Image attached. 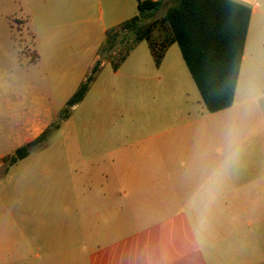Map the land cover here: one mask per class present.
Segmentation results:
<instances>
[{
  "label": "rangeland",
  "instance_id": "rangeland-1",
  "mask_svg": "<svg viewBox=\"0 0 264 264\" xmlns=\"http://www.w3.org/2000/svg\"><path fill=\"white\" fill-rule=\"evenodd\" d=\"M171 4L146 13L143 23L163 18ZM29 19L25 0H0V264H20L14 244L25 245L23 238L35 234H44L50 245L29 247L31 263L52 264L57 257L65 263H87L92 249L120 241L135 248L144 243L139 238L144 230L178 210L143 205L183 199L207 177L213 178L209 184H216L218 176L202 175L201 170H215L222 163L219 151L263 150L264 143L252 141L264 137V78L256 79L247 70L233 108L210 114L204 107L207 117L202 121L167 132L196 119V101L204 102L191 77L192 101H183L182 92L175 91L184 81L168 74L189 72L178 46L157 67L148 42L133 46L129 34L110 53L100 52V63L119 62L133 46L120 70L115 74L111 63L101 72L99 67L84 101L60 130L53 129L89 76L93 38L83 47V27L65 29L77 44L74 57H80L70 63L61 59L67 54L59 53L64 50L59 45L56 55L40 52ZM160 35L156 31L154 40ZM49 127L50 137L5 173L4 158ZM232 162L227 167L238 166ZM183 163L196 174H179ZM246 165L240 159L239 166ZM63 233L64 250L52 252V243L61 241L52 237Z\"/></svg>",
  "mask_w": 264,
  "mask_h": 264
},
{
  "label": "crops",
  "instance_id": "crops-1",
  "mask_svg": "<svg viewBox=\"0 0 264 264\" xmlns=\"http://www.w3.org/2000/svg\"><path fill=\"white\" fill-rule=\"evenodd\" d=\"M151 1L163 2L166 6L170 0ZM232 1L247 6L251 10V17L235 101L231 108L237 104L244 72L249 70L254 78H264V0ZM25 5L30 17L28 29L31 30L41 53L56 55L55 48L59 45L64 48L59 53L67 54L64 56L66 58L61 59L74 63L80 60V57H74L78 56L74 55L78 52V48H75L77 44L72 43V37L65 29L69 26H82L85 33L79 41L83 47L87 40L93 38L92 45L88 48L91 55L87 66L89 76L97 63L102 61L100 52L104 48L107 31L119 28L124 22L139 15V0H25ZM73 37L77 38V35ZM46 45L52 46L53 50L48 52ZM175 46L178 44L169 47L164 59ZM66 47L69 49L65 50ZM180 60L184 61L182 52ZM110 63H100V72ZM119 70L120 68L115 74ZM168 75L184 81L182 89L175 91L182 92L183 101H192L189 92L194 91V85L190 77L193 81L194 79L190 71L181 70L179 74L172 72ZM163 78L159 77V80ZM196 103L200 107L195 112L196 119L184 120L166 131L191 126L206 118V106H203L199 99ZM187 110H191V107ZM221 112L223 111L218 113ZM188 113L191 117L192 113ZM259 139L256 137L252 142L264 143V137ZM261 149L263 150L243 152L236 148L225 155L219 151L218 157L223 159L222 163L218 162L215 170H201L202 175L218 176L216 184H209L213 178L207 177L206 182L199 188H189V194L183 199L161 200L156 204L143 205L178 208L143 231V236H139L144 239L143 244L130 248L122 246L124 243L120 241L92 249L87 263L74 264H264V147ZM240 159L249 165L239 166ZM229 160H233L232 164L236 163L238 166L227 167ZM179 171L182 175L196 174L193 169L186 167L185 163ZM176 173L178 172L174 171L171 174ZM185 190L187 191V186ZM64 238V233L60 234V237H52L55 240L61 239L58 243H52V252H58L59 248L64 250ZM23 239L26 240L25 245L14 244L16 260L20 264H48L31 263L28 250L32 245L48 248L49 238L44 234H35ZM28 239L31 240L27 242ZM52 264L70 263H65L64 258L57 257Z\"/></svg>",
  "mask_w": 264,
  "mask_h": 264
},
{
  "label": "trees",
  "instance_id": "trees-1",
  "mask_svg": "<svg viewBox=\"0 0 264 264\" xmlns=\"http://www.w3.org/2000/svg\"><path fill=\"white\" fill-rule=\"evenodd\" d=\"M173 2L161 19L143 23L146 13L157 11L163 2L139 0V15L124 22L119 28L108 30L101 52L110 53L122 45L127 35L134 36L133 46L147 41L155 63L159 67L165 53L173 44H178L183 59L190 71L207 110L214 114L233 106L244 57L251 10L232 0H170ZM160 31V41L154 40ZM129 47L119 62L111 61L117 71L126 61ZM100 63L67 101L60 120L53 124L57 131L62 121L70 118V112L82 103L95 81ZM47 128L33 142L18 148L11 156L5 157V173L19 161L28 158L34 148L45 142L51 135Z\"/></svg>",
  "mask_w": 264,
  "mask_h": 264
}]
</instances>
